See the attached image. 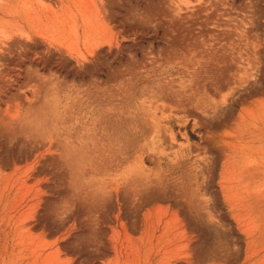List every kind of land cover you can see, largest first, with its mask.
<instances>
[{
	"label": "rangeland",
	"instance_id": "rangeland-1",
	"mask_svg": "<svg viewBox=\"0 0 264 264\" xmlns=\"http://www.w3.org/2000/svg\"><path fill=\"white\" fill-rule=\"evenodd\" d=\"M0 264H264V0H0Z\"/></svg>",
	"mask_w": 264,
	"mask_h": 264
}]
</instances>
